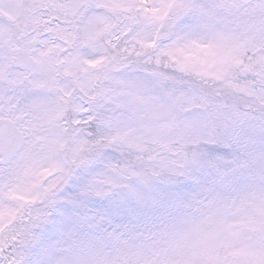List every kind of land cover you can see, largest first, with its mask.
I'll return each mask as SVG.
<instances>
[{"label":"snow or ice","instance_id":"6c2138e0","mask_svg":"<svg viewBox=\"0 0 264 264\" xmlns=\"http://www.w3.org/2000/svg\"><path fill=\"white\" fill-rule=\"evenodd\" d=\"M0 264H264V0H0Z\"/></svg>","mask_w":264,"mask_h":264}]
</instances>
